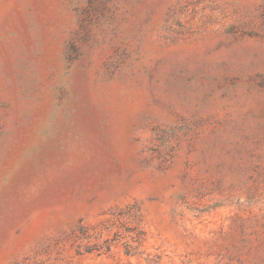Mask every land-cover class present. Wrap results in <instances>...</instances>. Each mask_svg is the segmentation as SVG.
<instances>
[{
    "label": "rangeland",
    "instance_id": "obj_1",
    "mask_svg": "<svg viewBox=\"0 0 264 264\" xmlns=\"http://www.w3.org/2000/svg\"><path fill=\"white\" fill-rule=\"evenodd\" d=\"M0 264H264V0H0Z\"/></svg>",
    "mask_w": 264,
    "mask_h": 264
},
{
    "label": "trees",
    "instance_id": "obj_2",
    "mask_svg": "<svg viewBox=\"0 0 264 264\" xmlns=\"http://www.w3.org/2000/svg\"><path fill=\"white\" fill-rule=\"evenodd\" d=\"M124 216L129 223L128 231L130 232V237L122 242L125 253L127 255L142 254L143 251L141 246L143 245L145 239V231L141 227L143 217L140 205L135 202L134 204L128 206ZM81 233L82 235L79 237L81 241L78 244L80 250H84L85 252L103 253L112 249L113 239L104 237L101 233L95 236L90 235L85 231V229H81Z\"/></svg>",
    "mask_w": 264,
    "mask_h": 264
}]
</instances>
